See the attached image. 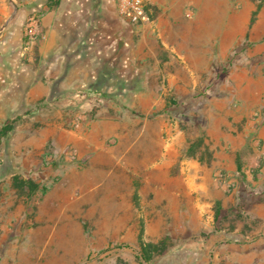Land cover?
Instances as JSON below:
<instances>
[{"label":"rangeland","instance_id":"obj_1","mask_svg":"<svg viewBox=\"0 0 264 264\" xmlns=\"http://www.w3.org/2000/svg\"><path fill=\"white\" fill-rule=\"evenodd\" d=\"M209 13L211 51L234 54L226 77L215 80L218 59L194 90L154 91L163 105L75 91L70 116L28 118L0 146V264H258L264 0H223ZM104 107L116 117L108 137L96 123ZM217 200L236 210L220 237Z\"/></svg>","mask_w":264,"mask_h":264},{"label":"crops","instance_id":"obj_2","mask_svg":"<svg viewBox=\"0 0 264 264\" xmlns=\"http://www.w3.org/2000/svg\"><path fill=\"white\" fill-rule=\"evenodd\" d=\"M35 2L0 0L2 124L17 116L24 118L18 128L28 118H66L75 91L87 95L94 89L109 93L122 89L123 94L114 99H101L163 105L164 99L152 97L154 91L180 84L194 90L215 61L224 63L228 58L227 46L222 45L218 53L208 46L218 32L209 10L223 0H148L150 20L138 27L119 16L116 0H60L39 15L38 36L31 40L26 25L36 14ZM97 117L104 137L110 136L116 117L107 107ZM62 126L55 121V128ZM217 201L222 209L232 210ZM214 230L216 237L222 236L221 230ZM259 241H264V234ZM251 259L264 264V253Z\"/></svg>","mask_w":264,"mask_h":264},{"label":"trees","instance_id":"obj_3","mask_svg":"<svg viewBox=\"0 0 264 264\" xmlns=\"http://www.w3.org/2000/svg\"><path fill=\"white\" fill-rule=\"evenodd\" d=\"M60 3V0H36L34 7L36 9V14L41 15L44 12L45 8H53L57 6ZM233 53L229 55L227 60L224 62L220 70L218 71L216 75V81L221 80L222 78L226 77L229 69L232 67V57ZM211 87V86H210ZM208 88V87H207ZM206 88V89H207ZM132 92L134 90L130 89ZM210 88H208L207 91H209ZM123 94V90H117L115 92L109 93L108 91H103L102 89H94L93 91L89 92L86 96L87 97H107L110 99H114L117 96H120ZM205 97V94H203ZM51 101V98L47 101L49 103ZM43 105L40 103L38 106ZM23 116H17L13 119H7L1 126H0V146L3 145L5 147H8L11 139L16 131V129L20 126L21 122L23 121ZM3 166V160L1 157L0 152V169ZM232 212H236V210H227L222 209L219 205L217 207V212L215 215V230L214 233H218L220 231L219 228V222L221 219H226ZM232 242L239 243L235 240H231ZM118 248L128 249L131 248L129 244H124L118 246ZM142 258V256H141ZM145 259V258H144Z\"/></svg>","mask_w":264,"mask_h":264},{"label":"built area","instance_id":"obj_4","mask_svg":"<svg viewBox=\"0 0 264 264\" xmlns=\"http://www.w3.org/2000/svg\"><path fill=\"white\" fill-rule=\"evenodd\" d=\"M147 2L148 0H116L118 14L129 24L133 25L134 27H138L150 20V16L147 11ZM190 14L192 13L190 12L189 15ZM38 24V14L32 15L28 19L26 25V34L31 38V40H35L38 36ZM82 97L87 98L86 95H82Z\"/></svg>","mask_w":264,"mask_h":264},{"label":"water","instance_id":"obj_5","mask_svg":"<svg viewBox=\"0 0 264 264\" xmlns=\"http://www.w3.org/2000/svg\"><path fill=\"white\" fill-rule=\"evenodd\" d=\"M14 19V15L2 26V30Z\"/></svg>","mask_w":264,"mask_h":264},{"label":"bare ground","instance_id":"obj_6","mask_svg":"<svg viewBox=\"0 0 264 264\" xmlns=\"http://www.w3.org/2000/svg\"><path fill=\"white\" fill-rule=\"evenodd\" d=\"M58 194H60V192H58ZM60 196V195H59ZM62 196V195H61ZM56 198H57V196H56ZM59 198V197H58Z\"/></svg>","mask_w":264,"mask_h":264}]
</instances>
